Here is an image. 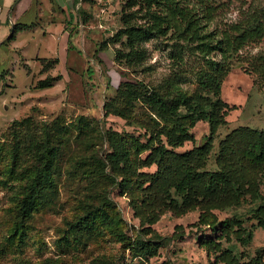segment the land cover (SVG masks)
<instances>
[{"label":"rangeland","instance_id":"374dc122","mask_svg":"<svg viewBox=\"0 0 264 264\" xmlns=\"http://www.w3.org/2000/svg\"><path fill=\"white\" fill-rule=\"evenodd\" d=\"M127 1L75 0L67 7L66 0H33L21 18L12 19L13 9L4 10L0 0V264L137 263L125 247L127 239L121 241L109 229L98 238H79L70 223L85 208L103 203L107 194L111 213L120 215L119 229L132 241L143 235L131 194L97 173L96 159H105L110 150L108 132L146 141L152 130L173 125L131 93L159 85L177 71H181L183 86L194 90L209 63L198 54L178 63L170 57L167 41L161 39L147 42L150 56L143 65L130 66L118 60L120 42L116 39ZM221 1L220 25L240 17L250 4L264 3ZM20 25L26 28H17ZM240 53L229 60L231 67L222 84L221 96L233 107L228 123L220 126L216 135L208 169L217 168L220 140L232 129L240 125L264 130V37L244 46ZM43 58L54 63L47 66ZM48 76L58 78L51 86L38 87L39 80ZM26 117L38 125L46 124L58 146L59 162L55 187L42 204L24 215L20 201L25 171L31 173L33 167L29 154L15 143L22 136L17 134L25 132L17 125ZM195 124V141L187 140L177 150L202 145L209 124L204 120ZM131 139H126L128 144ZM144 170L155 171L156 166ZM104 171L111 173L109 166ZM262 189L264 193V185ZM259 202L248 199L214 210L218 220L230 217L235 221L228 236L201 223L199 209L180 215L166 211L152 225L155 232L145 236L160 243L149 264H225L215 261L214 248L208 254L199 242L205 235L221 241L223 248H230L241 261L256 256L264 247V227L254 216Z\"/></svg>","mask_w":264,"mask_h":264},{"label":"trees","instance_id":"16d2710c","mask_svg":"<svg viewBox=\"0 0 264 264\" xmlns=\"http://www.w3.org/2000/svg\"><path fill=\"white\" fill-rule=\"evenodd\" d=\"M223 4L221 0H128L122 6L123 27L116 39L120 42L116 50L118 60L130 66L143 65L150 56L147 42L161 39L167 41L170 57L178 63L190 54L201 55L209 63V70L201 75L194 90L183 86V76L177 71L159 85L131 93L173 125L152 130L146 141L130 135V144L126 140L129 137L108 132L110 150L105 159H96L97 173L105 175L123 193L131 194L130 201L140 215L143 235L132 241L119 229L120 215L111 213L112 202L107 194L101 200L103 203L85 208L70 223L79 238H98L104 229H109L121 241L127 239L125 247L137 259V263L131 260L129 264H149V258L158 253L160 243L145 236L155 232L152 225L166 211L180 215L199 209L201 223L228 236L235 221L230 217L218 220L214 210L239 205L248 199L260 200L262 203L254 210V216L264 227V130L240 125L232 129L220 140L215 157L217 168H206L219 128L228 123L227 115L233 107L221 96L224 78L231 67L229 60L241 55L244 46L264 37V3L250 4L240 17L220 25L219 8ZM17 28L24 29L26 25ZM43 60L48 62L47 66L54 63ZM57 78L48 76L39 80L37 86H51ZM199 120L209 124L202 145L177 150L187 140L195 141L192 128ZM17 126L20 131L24 127L25 132L17 134L22 136L16 139L15 147L26 150L24 154H29L33 167L31 173L25 171L24 197L20 201V210L26 215L42 204L49 190L55 187L59 149L46 124L38 125L26 117ZM153 165L155 171L144 170ZM105 166L110 167L111 173H105ZM199 242L208 254L214 248L216 262L264 264V247L256 256L241 261L214 237L205 235ZM139 256L146 261L136 258Z\"/></svg>","mask_w":264,"mask_h":264},{"label":"crops","instance_id":"0c3cea01","mask_svg":"<svg viewBox=\"0 0 264 264\" xmlns=\"http://www.w3.org/2000/svg\"><path fill=\"white\" fill-rule=\"evenodd\" d=\"M3 2V6H4V10H6L7 12H12L15 14L14 17H11L12 19H16V18H21L23 16V12L24 10L27 9V7L30 5V3L33 0H2ZM75 0H66L67 3V7L68 5H73ZM7 5V6H6ZM7 8V9H5Z\"/></svg>","mask_w":264,"mask_h":264},{"label":"built area","instance_id":"2783aa9c","mask_svg":"<svg viewBox=\"0 0 264 264\" xmlns=\"http://www.w3.org/2000/svg\"><path fill=\"white\" fill-rule=\"evenodd\" d=\"M136 258H138L140 261H146V259H145V257L143 258L142 256H139V257H136Z\"/></svg>","mask_w":264,"mask_h":264}]
</instances>
